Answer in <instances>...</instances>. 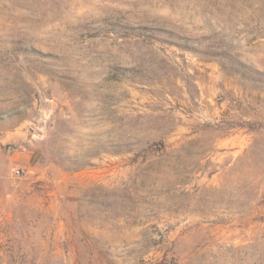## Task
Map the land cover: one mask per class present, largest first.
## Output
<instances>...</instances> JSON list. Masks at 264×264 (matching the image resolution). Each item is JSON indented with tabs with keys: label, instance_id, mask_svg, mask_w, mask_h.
Masks as SVG:
<instances>
[{
	"label": "rangeland",
	"instance_id": "obj_1",
	"mask_svg": "<svg viewBox=\"0 0 264 264\" xmlns=\"http://www.w3.org/2000/svg\"><path fill=\"white\" fill-rule=\"evenodd\" d=\"M0 264H264V0H0Z\"/></svg>",
	"mask_w": 264,
	"mask_h": 264
}]
</instances>
